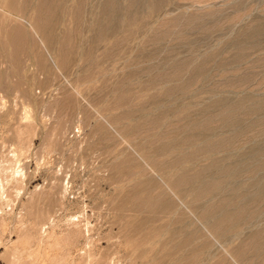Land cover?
<instances>
[{"label":"rangeland","instance_id":"374dc122","mask_svg":"<svg viewBox=\"0 0 264 264\" xmlns=\"http://www.w3.org/2000/svg\"><path fill=\"white\" fill-rule=\"evenodd\" d=\"M0 264H264V0H0Z\"/></svg>","mask_w":264,"mask_h":264}]
</instances>
